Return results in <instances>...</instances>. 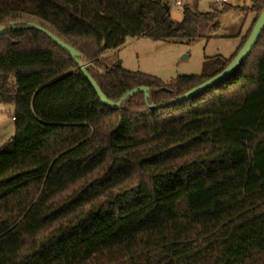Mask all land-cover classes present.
Masks as SVG:
<instances>
[{
    "label": "trees",
    "instance_id": "16d2710c",
    "mask_svg": "<svg viewBox=\"0 0 264 264\" xmlns=\"http://www.w3.org/2000/svg\"><path fill=\"white\" fill-rule=\"evenodd\" d=\"M16 1L0 6V27H24L0 35V104L15 118L0 149V264H264V31L230 78L162 107L228 67L264 0L187 4L180 22L170 0ZM234 11L253 27L201 76L165 83L105 63L130 39L209 40ZM28 24L76 49L108 99L146 87L148 102L105 106Z\"/></svg>",
    "mask_w": 264,
    "mask_h": 264
},
{
    "label": "rangeland",
    "instance_id": "374dc122",
    "mask_svg": "<svg viewBox=\"0 0 264 264\" xmlns=\"http://www.w3.org/2000/svg\"><path fill=\"white\" fill-rule=\"evenodd\" d=\"M175 1L177 0H170L171 19L174 22L182 20V9L187 4L192 6L197 3L198 10L202 13L210 11L212 3L222 4L221 0H179L181 5L178 6ZM14 2L17 1L0 0V6ZM225 4L232 7H250L248 0H227ZM253 21V14L234 11L221 18V28L213 32L209 40L186 44L135 38L128 40L118 50L106 53L104 60L108 66L121 62L127 71L152 75L165 83H171L182 76H201L208 59L218 56L230 59L233 56L253 27ZM12 116L13 108L0 104V149L11 142L14 135Z\"/></svg>",
    "mask_w": 264,
    "mask_h": 264
},
{
    "label": "water",
    "instance_id": "95a60500",
    "mask_svg": "<svg viewBox=\"0 0 264 264\" xmlns=\"http://www.w3.org/2000/svg\"><path fill=\"white\" fill-rule=\"evenodd\" d=\"M27 27H33V28H36L39 31L43 32L57 46H59L61 49L66 51L71 56V58L78 64L79 69L81 70V72L83 73L85 78L88 80V82L90 83V85L92 86V88L94 89L96 94L98 95L99 99L101 100V102L105 106H108L113 110L120 109L122 107V104L129 97H133V96L140 94V93L144 94L145 99L148 102V100L150 98V91L146 87H140V88H136V89L132 90L128 94L124 95L119 101H112V100L108 99L104 95V93L102 92V90L100 89V87L98 86L96 81L94 80V78L88 72V66L89 65L85 64L82 61V55L76 49H74L72 46L65 43L58 36H56L55 34H53L52 32H50L49 30L45 29L42 26L35 25V24H28ZM22 28H24V27H20V26H16V25H13L12 27H10L8 29H6L5 27H0V35L5 33V32L16 31V30H19ZM263 31H264V12L258 18L256 24L254 25V27L251 31V34H250L248 40L243 45L242 49L237 53L234 60L228 65V67L223 72H221L217 76L209 79L208 81L202 83L201 85L197 86L196 88L192 89L188 93H186V94L176 98L175 100L170 101L169 103L163 105L162 107L188 101V100L195 98L198 95L204 93L205 91L211 89L212 87L218 85L219 83L227 80L228 78H230L235 72H237V70L240 68L242 63L248 58V56L252 52L253 48L256 46V44H257L260 36L262 35Z\"/></svg>",
    "mask_w": 264,
    "mask_h": 264
},
{
    "label": "built area",
    "instance_id": "2783aa9c",
    "mask_svg": "<svg viewBox=\"0 0 264 264\" xmlns=\"http://www.w3.org/2000/svg\"><path fill=\"white\" fill-rule=\"evenodd\" d=\"M223 1H225V0H222V2ZM175 4L178 5V6H180L181 5V1H179V0L175 1ZM12 120L15 121V118L12 117Z\"/></svg>",
    "mask_w": 264,
    "mask_h": 264
},
{
    "label": "crops",
    "instance_id": "0c3cea01",
    "mask_svg": "<svg viewBox=\"0 0 264 264\" xmlns=\"http://www.w3.org/2000/svg\"><path fill=\"white\" fill-rule=\"evenodd\" d=\"M221 2H222V0H221ZM222 3H227V0L223 1Z\"/></svg>",
    "mask_w": 264,
    "mask_h": 264
}]
</instances>
